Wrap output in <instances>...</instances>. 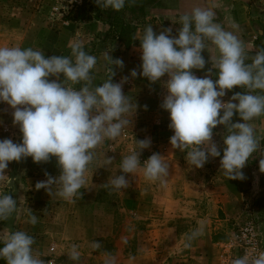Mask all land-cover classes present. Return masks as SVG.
<instances>
[{
    "label": "clouds",
    "instance_id": "9594fccd",
    "mask_svg": "<svg viewBox=\"0 0 264 264\" xmlns=\"http://www.w3.org/2000/svg\"><path fill=\"white\" fill-rule=\"evenodd\" d=\"M105 9L120 11L127 0H95ZM206 7H194L190 13L179 17L181 27L176 35L167 28L159 34L147 26L139 39L140 76L151 83L163 82L167 94L160 107L169 113V128L173 135L170 145L186 151L188 164L202 168L209 157H221V149L213 141V129L223 125L222 158L220 169L229 180L244 179L241 171L249 158L257 151L259 141L250 123L264 116V48L256 51L251 63H246L243 42L234 31L225 30L215 21V0H206ZM233 29L238 25L233 24ZM206 42L215 46L218 56L210 55L211 68L204 77H197L193 69H205L202 51ZM70 56L51 55L33 48L0 47V103H6L12 112L13 124L22 134L20 143L10 138L0 139V186L11 185L13 178L5 174L10 162L31 157L34 163H47L53 157L60 170L57 177L45 173L47 179L37 182V190L73 202L85 185V173L94 159L95 149L105 140H115L129 125L128 115L137 105L124 94L121 82H113V65L123 67V61L105 54L112 65L111 76L101 85L92 87L91 70L97 58L88 54L80 41L71 45ZM215 69V80L211 78ZM61 74L63 80H60ZM130 75L138 73L133 69ZM49 77H56L50 80ZM72 84H81L79 89ZM236 92L228 101L222 100L226 90ZM146 107V106H145ZM222 112V114H221ZM234 114L240 121L233 122ZM138 148L125 156L120 164L122 174L110 184L116 189L129 186V174L142 170L147 181L166 182L169 165L159 153H153L141 162L144 149L151 139L137 140ZM107 157L105 164H111ZM264 172V159L260 160ZM17 210V200L0 192V222L7 220ZM38 217L29 212V222L37 223ZM203 226L193 231L188 240L200 235ZM34 237L23 230L0 231V261L5 264H44L34 255ZM185 246H188L187 244ZM92 247L99 248V242ZM69 258L80 259L74 245ZM104 264H115L108 257ZM232 264H264V251L256 255L235 258Z\"/></svg>",
    "mask_w": 264,
    "mask_h": 264
},
{
    "label": "rangeland",
    "instance_id": "374dc122",
    "mask_svg": "<svg viewBox=\"0 0 264 264\" xmlns=\"http://www.w3.org/2000/svg\"><path fill=\"white\" fill-rule=\"evenodd\" d=\"M56 2L57 0H0V47L33 48L44 52L46 56H70L71 47L67 43V36L60 45L57 44V48L53 46L52 36L55 29L44 35L46 41L45 43L40 42V46H33L34 40L28 42V35L24 33L27 26L44 25V28L46 26L51 28L52 18L63 20L67 25L70 21L67 17L74 13L67 14L63 18L53 14L52 9ZM86 9L91 15L96 16L98 13L94 9L88 7ZM70 30L67 27V31ZM153 30L157 34L161 32V30ZM105 35L96 36L90 43L83 45L88 54L97 58V63L91 70V86L101 85L111 76L112 65L105 59L106 53L110 54L113 59L123 61V67L113 65L115 75L112 79L116 83L127 78L122 85V90L131 102L137 105L136 112L134 108L127 117L130 120L129 125L123 129L118 138L105 140L95 149L94 159L85 173V185L73 202L55 195V187L50 194L45 189L37 190L35 187L37 182L47 179L45 173L52 177L60 174L54 157L40 169L25 171L22 160L10 162L5 174L13 178V183L0 186V192L10 194L17 200L16 212L7 220L0 222V231L23 230L33 236L34 255L39 256L44 264H104L108 257L114 258L115 264H138V233L146 228L152 218H166L167 202L170 200L175 202L176 216L173 223L176 222L177 228L174 240L178 242L184 232V225L192 226L194 219L202 214L211 213L214 203L213 190L224 178L223 170L220 169V159L223 154L222 137L226 131L225 127L217 125L213 129L212 139L221 149V157H209L202 168H195L188 164L187 150L182 152L173 148L169 143L173 135V131L169 128V113L160 107L163 97L167 94L163 84L167 76L162 77L161 81L151 83L147 78L139 75L142 61L138 32H136L135 45L129 50L119 46L109 48L106 42L111 38H106ZM202 55L206 60V65L203 70L193 69L197 77H204L207 70L211 68L207 47L202 51ZM133 69L138 73L135 78L130 75ZM49 79L57 78L49 77ZM59 79L63 80L62 74ZM71 86L79 89L81 84ZM234 94V88L231 91L226 90V95L222 100L228 101ZM13 111L6 103H0V139L10 138L20 143L22 134L18 125L12 122ZM233 122H242L238 114H234ZM146 138L151 139V145L142 151L141 162L153 153L162 155L169 165V176L166 182L161 184L159 181H147L142 170L138 169L126 177L129 179L127 188L114 189L110 181L122 174L120 172L122 159L133 150H137V140ZM107 157L113 159L111 164H105ZM158 202H162L164 206L162 210L154 209ZM184 206L186 210L183 209ZM30 211L38 217L35 225L29 222ZM219 215L221 216V213ZM55 217H63V219L74 217L76 221L80 220L78 223L83 226L93 225L95 239L84 242L77 239L54 238L52 234L58 235V228L55 229L52 226ZM108 223L112 226L113 233L107 237L102 236L100 229ZM73 227L77 228L76 225ZM97 241L100 247L94 249L92 244ZM74 245L80 253L78 261H72L69 258ZM55 249L58 252H54ZM0 264H5V262L0 261Z\"/></svg>",
    "mask_w": 264,
    "mask_h": 264
},
{
    "label": "crops",
    "instance_id": "0c3cea01",
    "mask_svg": "<svg viewBox=\"0 0 264 264\" xmlns=\"http://www.w3.org/2000/svg\"><path fill=\"white\" fill-rule=\"evenodd\" d=\"M215 3V21L220 23L225 30L234 31V34L243 42L245 51L257 50L256 40L259 35H264V0H215ZM125 5L126 20L138 25V39L142 37L144 29L149 25L161 31L171 28V34L174 36L181 27L179 23H175L178 22L180 16L190 13L194 7L207 6L206 0H127ZM114 12L116 11L110 8H101L98 15L88 13L89 18L77 22L70 20L67 25L63 20L52 18L51 28L46 25V28L43 27L44 25L27 26L24 33L28 35V42L34 40L33 46H40V42L45 43L44 35L52 32L53 29L55 30L52 40L55 48L66 36L67 43L70 45L76 41L86 45L96 36L106 34L110 28V17ZM233 24L238 25V28L233 29ZM67 27L71 30L67 31ZM107 43L109 48L111 46L124 47L121 42L113 39L108 40ZM206 47L209 50V58L210 55L218 56L211 42H206ZM250 123L255 129L259 145L257 151L252 154L241 170L244 179L229 180L224 175L213 190L214 203L211 213L202 214L194 219L192 226L184 225V232L178 242L174 240L177 228L176 222L173 223L176 216L175 202L168 201L166 218H152L146 228L138 233V264H219L222 256L221 243L227 241L247 220L256 223L264 246V207L260 206H264L262 201L264 199V172H261L259 167L260 160L264 159V116ZM28 160V157L22 159L24 171L40 169L45 165L43 162L40 166L29 168ZM163 208L162 202H158L154 207L157 210ZM183 209L187 208L184 206ZM78 221L80 220L76 221L74 217L65 219L55 217L52 226L55 229L58 228V235L52 234L51 236L60 240L77 239L84 242L94 240L96 237L94 226L91 224L83 226ZM108 224L100 229L102 236L107 237L113 233L112 226ZM201 226L203 228L200 235L189 241L188 237L191 233L200 229ZM186 244L188 246H185ZM54 252L58 251L55 249Z\"/></svg>",
    "mask_w": 264,
    "mask_h": 264
},
{
    "label": "built area",
    "instance_id": "2783aa9c",
    "mask_svg": "<svg viewBox=\"0 0 264 264\" xmlns=\"http://www.w3.org/2000/svg\"><path fill=\"white\" fill-rule=\"evenodd\" d=\"M95 0H57L52 12L63 18L67 14L75 13L80 7L93 8ZM222 256L219 264H232L235 258L245 254L253 256L264 251V246L254 221L247 220L241 224L236 232L221 243Z\"/></svg>",
    "mask_w": 264,
    "mask_h": 264
},
{
    "label": "trees",
    "instance_id": "16d2710c",
    "mask_svg": "<svg viewBox=\"0 0 264 264\" xmlns=\"http://www.w3.org/2000/svg\"><path fill=\"white\" fill-rule=\"evenodd\" d=\"M90 9H94V11H97L99 13L101 7H99L97 4ZM126 11V5L123 9L120 11H116L112 14L110 17L109 23L110 28L107 31L105 37L111 38L113 40H118L121 42L126 50H129L133 45H135L136 42V32L138 30V25L134 22H130L126 20V17L124 15ZM89 11L86 9L85 6L80 7L74 14L68 16L67 18L69 20H72L74 22H77L79 20H83L86 18H89L88 15ZM97 13V15H98ZM257 50L264 48V35H259L256 40ZM257 50H246V63H251L252 57L256 54ZM215 69L212 70V79L215 80L217 77L214 75ZM234 92H240L243 94L244 90L239 87H234ZM28 167H36L43 164L41 163H34L31 159V157H28ZM264 204V199L262 200ZM261 207H264L263 205H260Z\"/></svg>",
    "mask_w": 264,
    "mask_h": 264
}]
</instances>
